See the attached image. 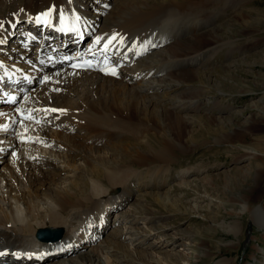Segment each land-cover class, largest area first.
Returning a JSON list of instances; mask_svg holds the SVG:
<instances>
[{
    "label": "bare ground",
    "instance_id": "bare-ground-1",
    "mask_svg": "<svg viewBox=\"0 0 264 264\" xmlns=\"http://www.w3.org/2000/svg\"><path fill=\"white\" fill-rule=\"evenodd\" d=\"M11 1L14 2L15 0ZM97 1L99 0H27L24 2L22 1V5L26 6V12L18 8L20 1L18 3H12L11 7H13L14 10L18 8V11L13 10L14 12L10 14V16H13L10 19L14 22L8 25L7 22H5L4 26H7V28L3 31L1 30L0 55L3 57H0V65L5 63L8 72L16 71L15 67L18 68V65H21L23 54L25 53L24 55H26L28 49L32 45L31 35H35V32L32 27H26V31H24L25 24H20L22 22L21 19H25V22L35 25L41 23L42 25H46L47 29H49V23H52L56 26L68 27H74L79 24L88 31L95 30L96 36L94 37L92 46L87 51L83 52L82 59L86 61L89 57L94 56V60L100 65L99 68L84 73L70 71L66 67H63L51 76L55 81L59 80L61 83L59 87L66 91V94H61L60 98L62 100L69 98L68 103H65L66 106L62 105L64 109L58 111L57 115L72 119L73 122L80 124L79 126H84L85 129L89 128L101 134L115 135L119 137V139H129L128 141L133 142V144H122L121 142L120 144L113 143L111 146L114 147L115 150L118 147L125 152L131 153L130 149L133 146L141 145L142 148L146 146L147 151H145V153H147V156L143 158L142 155H140L137 160L139 164L150 161L164 163L168 160L170 146L166 147L163 144L169 141L171 142V140H164L159 146H152L147 140L149 138L150 122L154 118H161L165 114L168 115L170 111L178 118L184 113L190 114L198 110H205L201 106L204 92L202 93L200 88H198L200 93L196 96H190L188 94L193 88L190 83H187L185 80H183L185 83H182L180 80L176 79V77L180 75L194 72L195 74L202 73L199 75L202 80L209 81V78L205 74V64L202 70L199 68L198 64L202 52L192 51L183 56H177L176 52L189 45L195 37L208 34L209 31H205V27L212 28V26L209 25L208 19L198 18L197 15V18L196 16L195 18L193 17L198 10H194L189 4H197V2H194L195 0H173L168 4H161L156 2V0H144L138 4L135 3V1L130 4H128L127 1H117L116 4H114L108 0H101L100 2L103 3L102 6L96 7L100 4V2ZM178 1H184V7L175 8L174 6ZM201 7L202 5L198 8ZM2 9L4 10V7ZM94 12L98 14L94 15ZM184 14L187 17L193 14L190 18L193 19L194 22H197L193 23V21H191L193 24L186 29L181 28L180 24L182 22L173 25L172 22H178L177 19L180 18V15ZM102 18H104V21L101 22ZM93 26H95V28H93ZM19 27H23V29ZM194 28H196V32L199 35L192 37ZM26 33L30 34V39L26 36ZM13 37L15 40L18 39L19 41L11 42V38ZM51 41L52 39L45 33L40 44L43 43L44 47L45 44L51 45ZM106 41L112 45L111 48H108V44H102ZM5 43H11V45H2ZM18 47L20 48L18 52L21 53L18 54V57H14L13 51ZM214 47L217 48V44ZM23 49L24 52L22 51ZM209 50L210 49H206L208 52ZM33 58H38V56ZM29 61H27V63H29ZM114 61H116L115 65H113ZM59 63H61V61H52L49 64L54 65ZM32 64L34 65V63ZM103 64H107V66H103ZM180 64L182 65L180 66ZM177 65H179L180 68L172 67ZM25 66L27 67L28 65ZM118 66L122 68L119 70ZM183 67L188 68L182 70ZM180 69L182 71H180ZM5 73L6 72H1L0 78H2ZM77 73L81 74V76L75 77L74 74ZM123 73H125V75L119 81L114 79V77L122 75ZM137 78L140 79V84L133 87V91L130 93V81H135ZM123 83L126 84L123 85ZM52 85L53 84H50L35 89V91L30 94L29 99L32 101L39 100L43 104L44 101H47L45 93H47V90H49V87ZM108 86H111L110 90L107 89ZM90 88H92V90ZM161 89L162 91L165 90V92L160 93ZM89 91H91L90 94ZM50 92L51 90L48 91V94ZM50 96L52 97V95ZM122 103H124V107ZM35 108L45 114H50L49 108L51 109V106L44 107L42 105L36 106ZM254 108L264 115V110H262L259 105L256 106V104H254ZM67 109H70L69 112L66 111ZM216 112L223 114L225 113V109L217 108L215 109V113ZM147 119H149L148 125L146 123ZM15 121L16 119L14 117H11L7 121L0 119V163H5V165L0 164V251H6V249L10 248L12 250L25 249L27 252L37 253L35 258H38V254L44 253V249L40 246L46 245L40 243L36 238V234L40 229L46 227H50V229H62L65 233V238L57 242L59 245L60 243L66 244L67 241L70 240L79 244L90 236L96 237L99 233V229H103L107 226L111 228L115 227L117 219L125 223H128L132 217L135 219L136 203L132 205V209L129 208L130 205L128 204L120 208L123 201L129 200V198L132 197L131 194L122 191L121 194L116 196L113 194L114 192L112 193L114 189L125 187L127 182L132 177H135L133 176L134 170L131 172L132 170H124L121 167L117 169L104 168V173L94 171L96 177L91 183H87L86 181L83 182V180L79 179L80 177L77 176L78 168L76 167V170H71L72 165L69 166V163L72 161L73 157H70L68 154L67 156L64 153V147H62L61 144H57L59 148L55 152H53L54 149L44 150V146H41L42 144L34 141V138H31L25 132L29 129H31L33 133H35V131L40 132L41 130H35V128L39 127L32 125V123L26 125L21 122L15 123ZM187 121L191 125L194 124L195 120L193 118ZM221 122L225 123V121ZM5 123L10 126L6 127ZM165 127V131L168 130L167 132H170L169 135H171V129L167 126ZM46 133L47 136L57 140L58 135L52 136L49 131ZM33 145H35L36 148H40L41 152L37 151L35 147H32ZM160 145L164 146V148L161 147V149L158 150ZM138 148H140V150L142 149L141 147ZM61 149L62 151H60ZM53 153H57L58 155L54 156L52 155ZM245 153L247 154L244 159L250 160H255L256 156L259 155L254 151L245 150ZM113 156L114 155H112L111 158H113ZM39 159L42 160L36 161ZM57 164L61 165L59 168L61 167L60 169L64 170L66 174L63 175L60 180H57L56 173L53 174L52 171L47 172L48 170L44 169L45 166L51 168ZM6 165L21 169L23 174L26 175L25 177H28L27 181H30L31 186H20L17 179L9 175L11 171L6 173ZM47 174L56 175L54 180L57 181V183L53 184V187L49 186ZM100 179L102 181H100ZM259 179L260 175L256 174L255 182L257 186H259ZM21 180L23 181V179ZM234 182L240 184L237 180H233L232 183ZM44 184H46V186L48 185L49 188L44 189V187H42L45 186ZM179 185L183 187L182 182H180ZM200 198H204V201L208 200L207 196L206 198L205 196ZM236 200L242 207V212L238 214L244 215L248 213L251 222L264 233V202L253 205L244 197ZM108 201L110 202L104 204V202ZM110 205L120 208L118 212H116L117 214L114 221L113 219H109L110 211L113 210L112 208L107 209ZM117 207L113 208L115 209ZM193 208L200 209L201 207L193 205ZM149 219L145 220L147 221L146 223H148ZM232 222L233 224L229 227ZM232 222L228 223L226 231L237 240L243 225L239 220H234ZM137 224H139V221H134L133 225L127 227L122 226L111 229L106 240L98 245H94L93 248L91 247L92 250L83 253L85 255L81 257L74 258L75 255H65L68 257L64 258V256H62L53 258L52 262L56 260L61 261L63 259V262L54 264H62L64 262H66L65 264H94L97 261H99L100 264H177L174 263L173 260L176 262L184 260L186 264H192L194 263L193 261L198 262L200 260L197 256L192 260L191 257L179 253L171 254L168 257L158 256V258L157 255L154 254L155 252H150L147 254L150 255V257L152 256V258H150L152 262H148L147 260L141 261L138 258L139 255L143 254V252H139L140 247L143 248L146 241L152 236L160 235L158 233L159 231L155 234L150 231L141 233V229L134 226ZM249 227L251 228V226ZM161 232L163 233L164 230L162 229ZM127 235L129 237L127 241L130 242V245L122 248L117 241ZM156 239L155 242L145 248L155 251L163 247L167 248L176 241V238L167 234L162 238L157 237ZM169 239L172 242H170ZM222 245L223 247H235L238 244L232 242L229 244L223 243ZM55 246L56 244H54V247ZM183 246L187 249V244ZM117 248L124 249L127 254H118L117 256V253H119ZM255 249L257 252L252 256V261L248 264H264V249L261 247ZM131 253L138 256L133 257ZM202 253L203 256L200 257L205 258L209 255L211 256V253L209 254L207 250ZM145 255L146 254H144V256ZM69 257L73 258L68 261ZM34 264L44 263L35 260ZM212 264L230 263L229 260L222 258L217 259Z\"/></svg>",
    "mask_w": 264,
    "mask_h": 264
},
{
    "label": "rangeland",
    "instance_id": "rangeland-1",
    "mask_svg": "<svg viewBox=\"0 0 264 264\" xmlns=\"http://www.w3.org/2000/svg\"><path fill=\"white\" fill-rule=\"evenodd\" d=\"M0 1H2L0 2V18L2 17L0 22L1 33V30L3 31L7 28V26H4L5 22H7V25L14 22L10 19L13 16H10L12 12L18 11V8H21L23 12L27 11L26 6L22 5L27 0H15V3L20 1L16 10L11 7L12 3H14L13 1ZM108 1L114 4L117 1H127L128 4L135 1L138 4L144 0ZM172 1L156 0V2L161 4H168ZM183 2L178 1L174 7H184L185 3ZM194 2H197V4H189L194 10H198L194 15L192 14L193 17L195 18L197 15L198 18L208 19L209 25L212 28L205 27V31H209V33L201 36H198L196 28H194L192 37H198H195L189 45L176 53L177 56H183L192 51L202 52V55H200L201 53L197 54L201 56L198 64L201 70L205 64V74L209 78V81L202 80L201 76H199L202 73L195 74L194 72L180 75L176 79L182 83H185L183 80L190 83L191 87H193L188 94L190 96L199 94L198 88H200L202 93L204 92L201 106L205 110H198L190 114L184 113L178 118L170 111L168 115L165 114L161 118L151 120L148 142L152 146H159L162 141L171 140V142L163 144L166 147L170 146L167 161L164 163L150 161L139 164L137 160L140 155L143 158L147 156V153H145L147 151L146 146L144 148L141 145L133 146L130 149L131 153L125 152L118 147L115 150L111 146L113 143L133 144V142L128 141L129 139H119L115 135L101 134L89 128L85 129L84 126H79L80 124L78 123L75 135L63 134L56 131L49 132L52 136L58 135L57 140H53L64 147L66 155L68 154L70 157H73V162L70 161L69 166L72 165L71 170H76V167L78 168L77 176L83 182L91 183L96 177L94 171L104 173V168L117 169L119 167L124 170H132L131 172L134 170L133 176L135 178H131L132 182L136 181L142 174H147L145 177L140 178V182L147 185L161 184V182L156 180L157 175L161 172L171 179L165 188L153 191L152 193L149 191L142 193V189L138 187L133 189L132 185L129 187L134 192V195H131L132 198L129 200L131 202L128 205L132 209V205L136 203V207L134 206L136 217L135 219L132 217L128 223L123 222V226L127 227L133 225L134 221H139V224L134 226L140 228L141 233L150 231L155 234L159 231L160 235L149 238L143 246L144 249L140 247L139 252H143V254L141 253L142 255H139L138 258L141 261L147 260L148 262H152L150 260L152 256L150 257L147 253L155 252L154 254L157 257H168L171 254L179 253L181 255L185 254L194 260V257L197 256L200 260L198 262L193 261L194 263L192 264H212L217 259L222 258L229 260L230 264H248L252 261V256L257 252L255 248L261 247L264 249V233L251 222L248 213L244 215L238 214L242 212V207L236 199L244 197L253 205L264 202V115L254 108V104H256V106L259 105L264 110V0H195ZM102 4L100 2L96 7L102 6ZM200 5L202 7L198 8ZM3 7L4 10L2 9ZM8 13L10 14L8 15ZM95 14L98 13L94 12ZM183 16L185 17L186 15H180V18L177 19L178 22H172L173 25L182 22L180 24L181 28L186 29L197 22H194L190 17L186 16L184 18ZM102 21H104L103 18ZM17 41L19 40L16 39L14 42ZM7 44L2 45L5 46ZM216 44L217 48L214 47ZM8 45H11V43ZM19 49L18 47L13 51L14 57H18V54L21 53L18 52ZM206 49H210L209 52ZM172 67L180 68L179 65ZM187 68L183 67L182 70ZM182 70L180 69V71ZM74 76L79 77L81 74L77 73ZM125 84L123 83V85ZM139 84L140 81L135 84H129V92L131 93L133 87ZM90 89L92 90V88ZM107 89L110 90L111 86H108ZM48 91L45 93L47 101H44V107L55 106L56 108H62V105L66 106L65 103H68L69 98L62 100L60 98L61 94L53 92L48 94ZM160 91V93L165 92L162 89ZM84 93L88 95L86 92ZM90 93L91 91H89ZM123 104L122 106L124 107ZM217 108L225 109V113H215V109ZM69 110L67 109L66 111L69 112ZM193 118L195 120L194 124L190 125L187 120ZM221 121H225V123ZM148 122L149 119L146 120L147 125ZM165 126L171 129V135H169L170 132H167V129L165 131ZM82 131H87V133L82 135ZM104 139H107L106 146H98ZM89 141H92V145H89ZM138 147L142 149L140 150ZM161 147L164 148V146L160 145L158 150ZM245 150L257 152L259 155L256 156L255 160L244 159L247 154ZM52 155L58 154L53 153ZM112 155H114L113 158H111ZM10 162L13 163L12 161ZM0 164L5 165V163ZM59 166L61 165L57 164L51 168L45 166L44 169H47V172L52 171L53 174L56 173L57 180H60L66 174ZM5 168L7 169L6 173L11 171L9 175L17 179L20 186H31L30 181H27L28 177H25L26 175L23 174L21 169L12 168L9 165H6ZM256 174L260 175L259 186L255 182ZM56 175L47 174L50 187H53V184L57 183L54 180ZM176 178H178L177 182ZM233 180L239 181L240 184H236V182L232 183ZM100 181L102 180L100 179ZM128 182L125 187L114 189L115 191L112 190V193L114 192L113 194L116 196L121 194L122 191L130 193ZM180 182L183 183V187L179 185ZM44 185L42 186L44 189L49 188L48 185ZM199 196H205V198L207 196L208 200L204 201L205 199ZM193 205L201 208L194 209ZM108 208L114 209L111 205ZM146 219H149L148 223H146ZM234 220H239L243 225L237 240L226 231L228 223ZM232 224L233 222L229 227ZM162 229L164 230L163 233L161 232ZM165 234L176 238L175 243L169 244L170 246L167 248L163 247L155 251L145 248L155 242L157 237L162 238ZM128 238V235L124 236L123 239L117 242L124 248L130 245V242L127 241ZM169 241L172 242L170 239ZM232 242H236L238 245L235 247H223L222 245L223 243L229 244ZM182 243L183 245L187 244V249L184 248ZM92 248H90V251ZM122 248H117L119 252L117 256L118 254H127ZM206 250L209 251V254L211 253V256L200 257L203 256L202 252ZM144 254L146 255L144 256ZM83 255L85 254H78L74 258ZM131 255L133 257L138 256L132 253ZM72 258L69 257L68 261ZM173 262L186 264L184 260H179V262L173 260ZM56 263H61V261L58 260ZM94 264L100 263L97 261Z\"/></svg>",
    "mask_w": 264,
    "mask_h": 264
},
{
    "label": "water",
    "instance_id": "water-1",
    "mask_svg": "<svg viewBox=\"0 0 264 264\" xmlns=\"http://www.w3.org/2000/svg\"><path fill=\"white\" fill-rule=\"evenodd\" d=\"M59 237H60V232L57 234V236L54 239H57ZM44 239H47V238H44Z\"/></svg>",
    "mask_w": 264,
    "mask_h": 264
}]
</instances>
